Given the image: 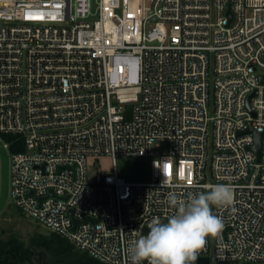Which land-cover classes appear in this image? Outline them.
<instances>
[{
	"label": "built area",
	"instance_id": "2783aa9c",
	"mask_svg": "<svg viewBox=\"0 0 264 264\" xmlns=\"http://www.w3.org/2000/svg\"><path fill=\"white\" fill-rule=\"evenodd\" d=\"M0 140L11 202L105 264L224 183L197 257L264 263V0H0ZM118 154L149 179L88 173Z\"/></svg>",
	"mask_w": 264,
	"mask_h": 264
},
{
	"label": "clouds",
	"instance_id": "9594fccd",
	"mask_svg": "<svg viewBox=\"0 0 264 264\" xmlns=\"http://www.w3.org/2000/svg\"><path fill=\"white\" fill-rule=\"evenodd\" d=\"M233 200V188L226 183L216 184L206 194L188 201L170 196L169 204L177 208L176 213L166 222L154 220L147 235L130 248L133 264L145 259L150 264H193L197 253L205 248L206 238L218 236L225 227L211 205L230 206Z\"/></svg>",
	"mask_w": 264,
	"mask_h": 264
},
{
	"label": "rangeland",
	"instance_id": "374dc122",
	"mask_svg": "<svg viewBox=\"0 0 264 264\" xmlns=\"http://www.w3.org/2000/svg\"><path fill=\"white\" fill-rule=\"evenodd\" d=\"M148 1L145 0L146 3ZM156 151L157 149L153 148V153ZM151 157L152 155L140 157L118 154L113 160L107 155H99L97 158L89 156L86 160L87 170L89 174H93L96 170L110 172L113 170L114 162L115 169L126 180L143 181L149 179V160ZM9 162L10 153L4 148L0 140V233L3 237L14 233L25 243H29V239L36 233L48 234L50 231L11 202L7 191ZM35 250L38 264H61L50 251L43 250L40 252L42 249L39 247Z\"/></svg>",
	"mask_w": 264,
	"mask_h": 264
},
{
	"label": "trees",
	"instance_id": "16d2710c",
	"mask_svg": "<svg viewBox=\"0 0 264 264\" xmlns=\"http://www.w3.org/2000/svg\"><path fill=\"white\" fill-rule=\"evenodd\" d=\"M11 140V135H4ZM14 149L13 146H11ZM53 253L61 264H105L74 246L67 238L56 232L36 233L25 243L16 234L2 236L0 233V264H38L36 248ZM38 252V253H40Z\"/></svg>",
	"mask_w": 264,
	"mask_h": 264
},
{
	"label": "water",
	"instance_id": "95a60500",
	"mask_svg": "<svg viewBox=\"0 0 264 264\" xmlns=\"http://www.w3.org/2000/svg\"><path fill=\"white\" fill-rule=\"evenodd\" d=\"M251 131V130H250ZM261 133L254 132L255 137V144L252 146V148L260 154V139H261ZM147 231V230H145ZM193 264H209V258L208 257H197V259L193 262ZM219 264H234V263H219ZM242 264H264V263H250V262H243Z\"/></svg>",
	"mask_w": 264,
	"mask_h": 264
}]
</instances>
